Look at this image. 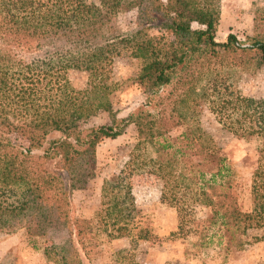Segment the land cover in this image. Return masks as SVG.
Instances as JSON below:
<instances>
[{
    "label": "trees",
    "instance_id": "16d2710c",
    "mask_svg": "<svg viewBox=\"0 0 264 264\" xmlns=\"http://www.w3.org/2000/svg\"><path fill=\"white\" fill-rule=\"evenodd\" d=\"M97 1L0 0V233L22 230L55 264H92L97 228L72 214V195L94 177L97 145L134 125L138 145L165 153V165L179 168L170 193L188 189L193 202L208 209L218 245L225 251L239 246L248 229H264V97L237 94L223 75L248 66L254 54L264 64V11L246 42L233 34L219 42L218 0ZM131 10H138L137 29L114 34L112 18ZM155 21L164 35L145 32ZM117 45L141 60L136 81L143 92L170 86L156 113L119 117L109 101L91 108L74 94L67 70L84 69L96 80ZM198 98L228 132L257 142L249 209L238 203L225 158L188 113ZM98 111L108 122L84 126ZM178 127L183 130L172 137ZM118 199L112 211L121 217L124 203L125 218L129 206L135 209L129 185ZM59 231L66 232L63 243L41 245Z\"/></svg>",
    "mask_w": 264,
    "mask_h": 264
},
{
    "label": "rangeland",
    "instance_id": "374dc122",
    "mask_svg": "<svg viewBox=\"0 0 264 264\" xmlns=\"http://www.w3.org/2000/svg\"><path fill=\"white\" fill-rule=\"evenodd\" d=\"M218 9L216 41H224L228 34H233L246 42L254 35V19L264 11V0H218ZM138 15V10L117 13L111 21L114 34L124 35L137 29ZM157 24L155 21L145 32L150 36L164 35ZM192 27L198 26L192 22ZM35 56L38 55L29 57ZM100 66L98 76H101L96 80L90 79L89 71L84 69L70 68L65 73L79 101L96 108L107 100L119 117L158 111L155 103L170 86H164L158 94L143 92L136 81L141 60L126 45L115 46ZM225 72L223 76L237 94L264 97V64L258 54H254L245 68ZM188 113L203 138L225 158L238 203L249 209L257 142L228 132L210 112L209 104L199 98L190 105ZM107 122V113L98 111L83 123L97 126ZM182 130V127L174 129L171 136ZM168 160L165 153L154 147L138 145L134 125L121 136L97 145L94 177L84 189L75 190L72 195V214L90 219L97 228L99 253L93 257L92 264H264V229H248L239 246L234 244L225 251L217 243V226L208 222V209L194 203L188 189L170 193L169 186L174 185L179 168L166 166ZM128 185L135 209L129 206V216L124 218V203H121L122 216L116 217L112 210H116L118 197H122L124 186ZM178 206L182 207L181 213ZM139 232L143 237H137ZM65 238V231L55 232L41 245L61 244ZM0 264L55 263L42 249L34 250L23 231L17 230L0 233Z\"/></svg>",
    "mask_w": 264,
    "mask_h": 264
}]
</instances>
